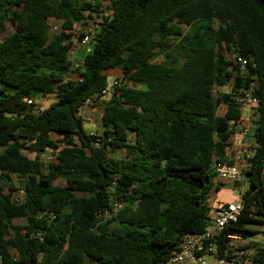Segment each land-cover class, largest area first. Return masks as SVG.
<instances>
[{"label": "trees", "instance_id": "16d2710c", "mask_svg": "<svg viewBox=\"0 0 264 264\" xmlns=\"http://www.w3.org/2000/svg\"><path fill=\"white\" fill-rule=\"evenodd\" d=\"M94 17L75 69V27ZM111 70L126 84L106 96L92 135L78 112L111 88ZM251 84L248 189L238 221L213 241L228 260L248 249L230 236L248 240L264 225V0H0V264L167 260L211 225L214 168L230 163L243 110L235 98ZM49 150L53 162L42 159ZM113 202L122 208L104 221ZM254 249L253 264H264V247Z\"/></svg>", "mask_w": 264, "mask_h": 264}, {"label": "built area", "instance_id": "2783aa9c", "mask_svg": "<svg viewBox=\"0 0 264 264\" xmlns=\"http://www.w3.org/2000/svg\"><path fill=\"white\" fill-rule=\"evenodd\" d=\"M96 31L91 28L83 37L81 43L85 45H90L96 35ZM237 63L240 67V74L242 76L248 73L247 60L241 56L234 55ZM75 69L81 70V65L75 64ZM126 83L124 80H115L110 89H105L99 95L98 98L88 100L84 107H82L78 116L82 117V113L85 107H99L102 104L103 99L110 93V90L114 88H121ZM243 93L235 98L241 108L252 110L257 107L258 99L254 94V84H251L248 88L242 91ZM27 103L29 105L33 104V99H28ZM252 125L243 129L242 135L248 136L251 131ZM90 134L94 135L95 130L89 131ZM57 153L55 151H47L42 154V159L46 162H53L56 160ZM252 153L248 150V143L244 144L241 152L234 157V159L224 165H216L214 168L215 178L220 183H232L239 185V195L238 201L224 204L219 206L211 217V225L208 229L201 234L187 235L182 238L179 246L174 249L167 260L159 262L157 264H207L206 258L212 256L214 258V264H238L236 260H228L226 258H219L216 255V245L213 242L215 238L223 235L226 228L233 223H236L241 215L243 204L242 198L246 194L241 184H243L244 178L246 177V172L250 168V158ZM262 182L264 187V171L262 175ZM13 200L16 203L22 204L25 200L24 188H20L17 194L13 196ZM122 208V205L118 202H113L112 210H107L100 217L106 221L110 219L116 212ZM232 240H239L238 236H230ZM247 262L253 264L251 257L248 258Z\"/></svg>", "mask_w": 264, "mask_h": 264}, {"label": "crops", "instance_id": "0c3cea01", "mask_svg": "<svg viewBox=\"0 0 264 264\" xmlns=\"http://www.w3.org/2000/svg\"><path fill=\"white\" fill-rule=\"evenodd\" d=\"M76 29V27H75ZM88 49H89V46L88 45H85V44H82L80 42L78 43H74L73 44V49H72V52H71V59L75 64H78L79 62L82 61L83 57L88 53ZM107 76H108V80H109V83H111L112 81H114L115 79H117L118 77L121 76V72L118 71V70H111L109 72H107ZM227 87H230L231 86H227ZM227 87H224L223 89L227 88ZM221 89V88H220ZM219 88L216 89V91H218ZM230 91V89H229ZM229 91H227L226 93H228ZM220 93V91H219ZM48 98H54V96H49L47 97L46 99ZM55 100V98H54ZM54 100L51 102V104L54 102ZM107 100V97H105L102 101V104L99 106V107H85L84 110H83V113H82V118L84 119V122L85 124H87L88 128L86 127L87 131H91L94 127L93 125V120H92V116L94 114H97L96 111L98 109H102L100 110V121H101V117L103 115V112H104V102ZM224 110H225V106L224 105H221L218 109V112L219 114H223L224 113ZM252 125V122H251V110H248V109H244L242 110V120L239 124H237L235 127H234V130H235V136L232 140V143L230 145V147L228 148L227 150V154H228V157H229V161L231 162L234 157L236 155H238L241 150L243 149L244 147V144L245 143H248L249 145V141H250V138H249V135L248 136H243L242 135V131L243 129L247 128V127H250ZM96 128V127H95ZM95 130V129H94ZM97 131H101V123H99V128ZM132 137V135H131ZM244 191L247 192V189H248V182H247V178L245 177L244 178V181H243V184H241ZM239 185L237 184H232V183H220L218 182L216 179L213 180V189L211 191V193L209 194V200L210 198L212 197V195L214 193H218L219 190L223 187H229L231 188L233 191H235L237 193V200H233L231 202H219V201H214V202H210L208 201L209 203V206L211 208V212H210V218L212 217V213H214V211L221 205H224V204H230V203H233V202H236L239 200L240 198V195H239ZM238 240V239H237ZM241 240V239H239ZM253 239L249 238L248 240H245V241H252ZM234 241L236 240H233L232 244L234 245ZM259 248H263V247H260L258 245ZM255 249H253V252H254ZM253 254V253H252ZM237 255V254H236ZM248 258H245L243 259L242 257V262L238 259V255H237V258H236V261L238 264H251L249 262H247ZM209 264H214V258H212V262L209 263Z\"/></svg>", "mask_w": 264, "mask_h": 264}, {"label": "rangeland", "instance_id": "374dc122", "mask_svg": "<svg viewBox=\"0 0 264 264\" xmlns=\"http://www.w3.org/2000/svg\"><path fill=\"white\" fill-rule=\"evenodd\" d=\"M107 3H104V10L106 11V13L108 14V10H107ZM95 19V20H94ZM97 20V18H93V20H89V25H85V26H81V25H77L76 29H75V34L73 37V41L74 43H78V35L80 33H87L91 28L94 27L95 21ZM50 25L52 28V32L53 33H58L59 31H61V26L60 23L54 20L50 21ZM13 32V27L11 25H8L7 31L4 34V36H8L9 34H11ZM230 87H227L225 89L223 88H219V90L217 91L219 93H226L227 91H229ZM54 100V98H48V99H43V100H38L36 101V109H45L48 108L51 105V102ZM100 110H102L101 108L98 109L96 111L97 114H94L92 116V120H93V129L91 131H93L95 129V131L98 130L99 128V123H100ZM85 126L88 128L87 124H85ZM96 127V128H95ZM31 158H33V156H30ZM58 184L60 185H64V182L59 181ZM233 200H237V193L235 191H233L231 188L229 187H223L219 190L218 193H214L212 195V197L210 198V202H214V201H219V202H231ZM16 223L19 224H23L22 220H17ZM251 229H253L254 231H257L258 234L255 236H251L250 238L253 239L251 242L250 241H245L243 239L241 240H236L234 241V246L237 249L240 248H247L248 249L246 251H240L237 250L236 254L238 255V259L242 262V257H250L253 253V249L255 246H260V247H264V225H252L250 226ZM212 256H208L206 258V262L207 264L212 262Z\"/></svg>", "mask_w": 264, "mask_h": 264}, {"label": "water", "instance_id": "95a60500", "mask_svg": "<svg viewBox=\"0 0 264 264\" xmlns=\"http://www.w3.org/2000/svg\"><path fill=\"white\" fill-rule=\"evenodd\" d=\"M254 154H255V152L253 151V152H252V157L254 156Z\"/></svg>", "mask_w": 264, "mask_h": 264}]
</instances>
